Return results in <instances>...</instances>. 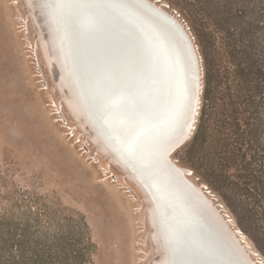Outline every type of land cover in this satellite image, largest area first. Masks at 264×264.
I'll return each instance as SVG.
<instances>
[{
    "label": "rangeland",
    "instance_id": "obj_1",
    "mask_svg": "<svg viewBox=\"0 0 264 264\" xmlns=\"http://www.w3.org/2000/svg\"><path fill=\"white\" fill-rule=\"evenodd\" d=\"M27 1L0 0V221H5L6 226L8 223L26 226L41 246L50 245L53 264H60L61 260L62 264H161L165 234L176 233L172 227L163 233L164 219L153 216L158 205L147 186L156 179L154 169H160L167 172L163 176L166 183L187 181L201 189L215 208L213 212L218 211L230 230L239 234L237 242L248 263L264 264V203L250 200L257 214L253 218L243 204L246 196L221 178V171L213 170L212 152L210 145L203 143V132L192 138L200 111V105L195 106L197 93L200 102L202 97L201 91L195 90L202 84L203 91V50L213 70L209 49V32L213 26L203 16L207 11L215 13L213 5L206 9L198 0H133L137 7L146 8L154 20L156 15L162 33H171L176 44H180L178 37L183 36L187 41L189 38L197 57L189 46L192 73L198 72L193 67L196 63L200 67L198 76L193 73L192 105L185 126L176 128L180 130L177 135L173 133V140H168L169 135L165 137L162 160H152V170L144 173L142 168L131 167L126 149L120 148L119 153L109 148L113 136L107 130L94 131V120L81 115L67 89L63 90L66 86L62 87L64 83L56 64L42 44L46 25L61 21V16L55 14L57 6H61L59 0ZM36 4L42 8H35ZM49 6L52 7L47 10ZM167 18L172 27L167 25ZM175 21L181 24V30L176 29ZM60 26L62 33L67 34L68 28ZM210 80L211 92L216 91V78ZM218 112L210 101L204 124L210 127L208 134L213 132ZM229 174H234L232 168ZM181 195L187 202H194L192 195L182 191ZM201 207L200 214H210L215 220L208 205ZM7 253H1L5 256L0 264L12 259L6 257Z\"/></svg>",
    "mask_w": 264,
    "mask_h": 264
},
{
    "label": "bare ground",
    "instance_id": "obj_2",
    "mask_svg": "<svg viewBox=\"0 0 264 264\" xmlns=\"http://www.w3.org/2000/svg\"><path fill=\"white\" fill-rule=\"evenodd\" d=\"M32 5L31 8L33 7ZM38 6L39 8L41 7L40 5H37L35 8L38 9ZM61 6L59 7L57 6L55 12L57 16H61L60 19L58 18L59 20H61L60 23L54 21L49 22L46 25L44 41H42V44L44 42L46 50L49 52L51 59L56 64L58 75L62 80L61 83L62 82L64 83L62 84V87L63 85L66 86L64 89L61 88L60 86V89L61 90L67 89L69 96L74 101L75 108L80 109V111L82 112V114L80 113L81 115H83L87 119H90L91 121L94 120L95 124L92 122V124H94L92 127L94 131H97L99 133L102 132V130H107L109 134L113 136L114 140H112L111 144L108 145L109 148L116 150L117 152H119L120 148L126 149L131 167L142 168L144 173L150 172L152 170L151 169L152 166L150 165L151 161L156 158L162 160L163 157L162 151L165 142L164 141L165 137L169 135L168 140H173L174 139L173 133H176L177 131L179 132L180 130L179 129L176 131V128L182 129L188 120L187 117L189 115V107H191L192 105L191 104L192 85L190 90H188L190 96L188 102L186 103L187 114H184L183 108L179 110L177 109L178 105L180 104V100H182V96H183V88L178 87L179 85H177L176 87L174 85L175 83H178L179 80H181V78L178 77V74H177V78H175V80L172 81V77L168 72L169 69L166 72L168 66L165 69V71L162 69L160 70L159 66L157 70H154L155 62H149L145 60L143 54L139 51V49L136 52L126 51L120 53V55H115V56L112 53L101 51L100 59L97 58L93 59L92 49L88 48L90 46V39L89 42H87L88 40L87 35L85 36L82 35V31L80 32L78 31L77 28L74 27V23L72 22V20L67 18L66 7L64 8ZM144 6L147 7L146 5ZM51 7L49 6L47 10L50 9ZM33 10L35 9L33 8ZM142 10L145 12L144 15H146L145 17L142 18L148 20L150 24H152L151 26H153V28H155L158 31L161 39L163 40L161 42L162 43L161 50L164 49L166 51L167 49L171 48L173 50L183 49L185 52H188L187 48L191 46L190 45L191 41L189 38H187L188 35L185 36L190 43L183 36L182 37L177 36L178 40L180 41V44L179 45L178 43L176 44L174 41L175 37L171 35V33L166 32V35L162 33L163 31L160 29V27H158L161 25L159 24V22L157 23L155 21L157 19L156 15L154 20L153 18L150 17V15H148L149 13L146 10V8H142ZM136 12L140 14V17L142 16L141 13H139V9L136 8ZM69 21L71 24H69ZM37 22L40 21L38 20ZM176 22L177 21H175V23ZM34 23L37 25L39 24L36 23L35 21ZM166 23L167 25L170 26L172 25L168 18L166 19ZM177 23H176V29L181 30L182 26H179L181 24L178 25ZM60 25H63L64 27L68 28L69 31L67 34L62 33L61 31L62 27ZM69 27L72 28L71 29L72 31L69 29ZM81 27L83 26L81 25ZM41 33H43V30ZM132 36L133 35H131V37ZM181 40H185L188 43L186 42L187 44L184 45L185 41L181 42ZM166 42L168 43V45ZM164 43L166 44V46ZM191 51L189 50V52ZM68 55H70V60L73 63V65L71 63V65L69 66L70 63L67 61ZM175 55H177L176 52ZM87 56H89V58L91 57V59L87 60ZM177 57L180 60V57L178 55ZM176 59L177 58H175V63L176 65H179V63L181 62L177 61ZM195 65L196 66L193 67L196 68L198 72L195 71L193 73H196L197 75V73H200L199 72L200 67L198 69L197 63ZM49 66L51 65L49 64ZM175 67L176 66H174V68ZM51 68H53V66H51ZM71 68L73 69V71L75 72L78 78V83L80 84L81 87L80 90L82 91V95L84 96L83 99H82L81 91L79 90V87H77V83L75 82V79L73 77V71H71L72 70ZM190 73H191V81H193L192 79L194 78H193L192 68L190 70ZM200 76L201 75H199V77ZM58 81L60 84V80ZM101 84H102L101 87L105 91V97L103 100L100 99L102 98L101 96L102 88H100L99 86ZM87 85L89 87V90L87 88ZM198 87L199 86H197V88ZM200 88L201 86L199 87V90L197 89L195 91L196 92L201 91ZM199 94L201 93L199 92ZM196 97L197 98L195 99V103H196L195 106L198 107V105L201 104L200 98L198 97V93ZM117 98H119L118 100H120L118 104H116ZM127 99L129 100L131 99V100L127 102L126 101ZM96 100L99 101L97 102ZM182 107H184V105ZM192 109L194 110L195 108ZM194 113L196 114V112L193 111V115ZM90 120H88V123ZM82 127L87 129V126L85 125ZM87 131L89 130H86V132ZM101 141H105V138L104 140ZM102 149L105 150V147L102 146ZM110 153L109 155H113V153L112 154ZM112 159L115 160L114 158ZM159 164L162 165V163ZM121 165H122L121 168H123V164ZM154 170H156L155 172L156 179L150 182L151 186H147V188L152 189L150 193H152V197L156 202V204L158 205L154 209L152 208L154 210L153 216L162 217L164 219L165 225L161 224L160 222L162 226L164 225L163 227L161 226L163 233L164 231L170 230V228L172 227V223L176 224L175 226H177L176 222L181 223L180 226H182L181 228L184 231L183 235L177 233L169 234L170 231H168L167 234H165L167 237V240H164L166 242V245L162 246V248L163 247L165 248L164 249L165 253L162 249H160L163 251V258L161 259L159 258L161 260V264H224V262L227 261L229 262L228 264H250L246 260L242 247L237 242L238 238L240 237L239 234L234 232L233 230L232 233L230 227L227 224L228 222L226 221V219H224L221 216V214L218 213V211H216L217 212L216 215L219 218H221L220 220H217L216 217L215 220H213L212 217H210L211 216L210 214H208V216H205V214L203 215L199 213L200 209L202 208L201 207L202 204L208 205V210L210 211V213L211 211L212 212L214 211L213 210L214 207L210 206L211 204L210 200L203 194V191L201 189H199L193 183L187 181L186 182L174 181V183H170V184L169 182L166 183L163 180V176L167 173L166 170H160V169H154ZM134 172L136 171L134 170ZM127 173L129 172L127 171ZM129 175H131V173ZM134 175L135 177H137L136 174ZM176 175L177 174H175V176ZM139 178H136L137 181L139 180ZM171 182H172V178H171ZM139 186H144V185L143 184L140 185L139 183ZM172 189H174V191ZM181 191L190 194V197L192 195L194 202L189 203L186 200H184V197L181 195ZM149 204H151V202ZM208 210L207 213L209 212ZM198 213L200 215H198ZM153 216H151L152 219ZM158 221L157 223H159ZM171 229L172 231H174V228ZM228 230L231 231L233 235L235 233L234 238L230 237L227 234ZM157 231L159 230L157 229ZM182 238H186V239L182 240ZM161 242H159L158 244H160ZM184 243L186 244L184 245ZM156 247L154 248V250L157 249ZM174 249L176 250V254L173 253ZM178 249L183 250L181 257H179L177 254ZM160 250H157V252L159 253ZM158 257H162V256L158 255ZM157 259L155 260L156 262H158ZM219 261L221 262L219 263Z\"/></svg>",
    "mask_w": 264,
    "mask_h": 264
},
{
    "label": "trees",
    "instance_id": "obj_3",
    "mask_svg": "<svg viewBox=\"0 0 264 264\" xmlns=\"http://www.w3.org/2000/svg\"><path fill=\"white\" fill-rule=\"evenodd\" d=\"M198 4L215 9L214 14L203 13L213 26L209 32L213 70L203 50V91L192 138L203 132L213 170L221 171V178L246 196L244 207L254 218L250 200L264 203V0H198ZM210 77L217 80L213 92ZM210 101L219 110L212 134L210 127H204ZM231 168L234 174H229ZM29 235L26 226L0 221V261L5 256L1 253L8 252L6 257L12 259L4 264H53L51 246H41Z\"/></svg>",
    "mask_w": 264,
    "mask_h": 264
},
{
    "label": "water",
    "instance_id": "obj_4",
    "mask_svg": "<svg viewBox=\"0 0 264 264\" xmlns=\"http://www.w3.org/2000/svg\"><path fill=\"white\" fill-rule=\"evenodd\" d=\"M59 3L62 5L61 7H66L67 18L72 20L74 27L77 28L78 31H82V35H87V42H89L90 39V46L88 48L92 49L93 59H100L101 51L112 53L115 56L126 51L136 52L139 49L145 60L149 62H155L154 70H157L159 66L160 70L162 69L165 71L168 66L166 72L169 69L168 72L172 77V81L177 78L178 74V77L181 78V80H179L178 83H175L174 85L175 87L179 85L178 87L183 88V96L177 109L179 110L183 108V113L187 114L186 103L188 102L190 96L188 90H190L192 85L190 73L191 65L189 63L191 54L185 52L183 49L173 50L169 48L166 51L164 49L161 50V42L163 40L161 39L158 31L153 28V26H151L152 24H150L148 20L142 18L146 16L144 15L145 12L140 7H137L133 0H60ZM136 8L139 9V13L142 15L141 17L140 14L136 12ZM69 24H71L70 21ZM81 25L83 27H81ZM69 29L71 30L72 28L69 27ZM131 35L133 36L131 37ZM182 41L184 42L185 40H181V42ZM190 45L193 56L197 59L192 42ZM175 52L180 57L181 63H179V65H176L175 63V56H177L175 55ZM88 59L90 60L91 57L89 58V56H87V60ZM67 61L70 63V66L72 63L70 60V55H68ZM174 66L177 68H174ZM71 71H73V69ZM73 77L77 83V87H79L80 90L81 87L74 71ZM99 86L102 88V84ZM87 88L89 90L88 85ZM200 90L202 93V84ZM101 96L102 98L100 99L103 100L105 97V91L103 88L101 91ZM83 97L84 96L82 95V99ZM118 99L119 98L116 99V104L120 102ZM130 100L127 99L126 101L129 102ZM183 105L185 108L182 107ZM212 214L215 215L217 220L221 219L214 212H212ZM176 223L177 226H175L176 224L172 223V228H174L175 233L183 235L184 231L181 228L182 226H180L181 223ZM227 234L230 237H234L235 235H233L229 230ZM185 239L186 238H182V240ZM185 244L186 243H184V245ZM173 253L176 254L175 249ZM182 253L183 250H177L179 257L182 256ZM220 262L221 261H219V263ZM228 263V261L224 262V264Z\"/></svg>",
    "mask_w": 264,
    "mask_h": 264
}]
</instances>
